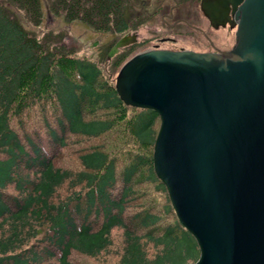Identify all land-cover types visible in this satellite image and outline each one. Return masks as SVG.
I'll list each match as a JSON object with an SVG mask.
<instances>
[{
    "label": "trees",
    "instance_id": "trees-1",
    "mask_svg": "<svg viewBox=\"0 0 264 264\" xmlns=\"http://www.w3.org/2000/svg\"><path fill=\"white\" fill-rule=\"evenodd\" d=\"M158 1L0 0V264L199 257L154 167L160 114L126 103L115 85L114 70L139 43L104 68L15 13L40 24L46 11L124 33L140 29Z\"/></svg>",
    "mask_w": 264,
    "mask_h": 264
},
{
    "label": "water",
    "instance_id": "water-1",
    "mask_svg": "<svg viewBox=\"0 0 264 264\" xmlns=\"http://www.w3.org/2000/svg\"><path fill=\"white\" fill-rule=\"evenodd\" d=\"M201 7L214 26L236 25L232 47L144 48L115 85L160 114L154 167L199 244L191 264H264V0ZM136 38L124 33L108 55Z\"/></svg>",
    "mask_w": 264,
    "mask_h": 264
},
{
    "label": "rangeland",
    "instance_id": "rangeland-1",
    "mask_svg": "<svg viewBox=\"0 0 264 264\" xmlns=\"http://www.w3.org/2000/svg\"><path fill=\"white\" fill-rule=\"evenodd\" d=\"M44 7H45V3H44ZM15 13L19 16V18L24 20L27 27H29L31 30L36 31L39 35L43 36L44 38L51 35H53V37L56 38L59 37L58 36L59 34H62L61 35L62 41L65 42L67 45L72 46V48L78 54L84 55L86 57H90L98 61L104 68L111 67L114 70V67H116L114 63L115 62L114 56L112 55L109 56L108 51L110 50L114 42H116V40L120 37V35L121 34L123 35L124 33H115L112 31L107 32V31L97 30L91 24L85 21L82 20L68 21L62 15H56V13H53L54 15L53 14L48 15L46 11L44 13V18L40 24H34L30 22L27 19L26 14L21 9L18 8L15 9ZM177 14L182 16H188L189 14L188 18H191L197 23L198 22L203 23L204 21L202 22V20L206 21V19L201 16L202 13L200 11L198 12L186 11L181 13L177 12ZM145 20L147 21V23L143 24L142 28L139 29L140 37L145 35H149V36H156L160 34L162 35L170 31L169 26H167L164 23V21H160L159 15L156 18H153L152 20H148V18L145 17L144 21ZM210 31H211V35H214L217 38L222 37L226 44H230V43L234 44L235 42V33L233 28L225 27V28L215 29L211 26ZM56 33H58V35ZM223 34H225L226 36L224 37ZM139 49L140 46L136 47L135 52ZM119 68L114 70L115 82Z\"/></svg>",
    "mask_w": 264,
    "mask_h": 264
},
{
    "label": "flooded vegetation",
    "instance_id": "flooded-vegetation-1",
    "mask_svg": "<svg viewBox=\"0 0 264 264\" xmlns=\"http://www.w3.org/2000/svg\"><path fill=\"white\" fill-rule=\"evenodd\" d=\"M146 10L148 11L149 9L146 7ZM186 11H200L202 13V15H200L206 19L208 24L205 20H202V22L204 21L203 23L195 22L191 18H188L189 14L188 16H182L177 14V12L181 13ZM154 12L155 14L151 15L150 18L147 17L148 20H152L153 18H156L159 15L160 21H164V23L169 26L170 31L162 35H145L142 37H140L139 28L136 30L130 29L124 32L136 33V40L131 42H138L140 49L144 47H159L172 49L191 48L201 51H210L229 49L233 45V43L226 44L222 37L217 38L216 36L211 35L210 27L212 26L215 29L230 27L234 29L235 33L236 25L231 24L230 21H227L224 24L214 26L202 9L201 0H159L157 6H155L154 8ZM146 23V20L142 22L140 29L142 28V25ZM223 35L224 37L226 36L225 34ZM141 41H146L147 43H141ZM121 47L122 46H120L116 52H118Z\"/></svg>",
    "mask_w": 264,
    "mask_h": 264
}]
</instances>
